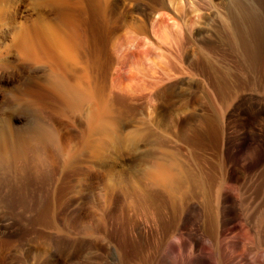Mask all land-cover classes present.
Listing matches in <instances>:
<instances>
[{
    "label": "rangeland",
    "instance_id": "1",
    "mask_svg": "<svg viewBox=\"0 0 264 264\" xmlns=\"http://www.w3.org/2000/svg\"><path fill=\"white\" fill-rule=\"evenodd\" d=\"M42 1L40 0L41 3ZM78 1L70 0L68 3L70 10H68L82 14L87 21L84 27L85 31L80 30L81 37L85 36L86 41L85 46H82L85 41L79 46V55L85 54L84 58L82 56L80 59L84 61L87 55L92 57L95 49L101 47V43L105 42V44L103 43L105 46L108 39L110 40L105 49H109L108 52L113 58L106 64L107 70L109 69L105 73L106 80L104 74H100L99 79L102 83L110 80L105 83L106 89H108L106 93H110L117 99L120 98L119 96L122 97V94L126 96L131 94L148 95L149 92L146 90L151 88L149 84L153 82V78L156 80V76L160 81H155L157 82L155 85L158 86L153 88V95L162 91L166 93L165 88L173 85L172 91L167 92L168 94L171 92L169 96L162 92L158 98L153 100L147 97L134 103L140 105L138 106L141 109L139 111H141L140 114L142 113L140 115L142 120L155 123L161 142L166 138L167 141H163V144L167 142L166 145L168 143L170 145L171 142L170 148L172 147L181 166L186 170L189 169L195 176H200V180L214 181L211 186L213 192H210L213 198L209 196L211 198H209L210 205L207 206L206 196L200 187L197 189L198 186L194 182L190 183L195 184L196 189L192 188L193 185L190 187L191 184L187 185L186 187L189 188L185 187L177 196L176 199H179L175 201V206H173L175 209L167 203L164 194L157 190L158 193L148 191V193L154 192L156 195L153 196L154 194L150 195L149 193L144 199L120 190L112 195L111 191L109 192L108 184L119 183L124 178L129 181L133 179L130 172L133 158L129 155L128 147H124L120 153L114 152L112 149L105 151L101 155L105 161L102 159L99 161L91 154L83 153L80 157L82 164L78 161L80 166L75 164L68 169L64 167L67 166L65 163L67 159L63 158L65 155L53 147L49 152L53 156L52 165L54 166L47 164L49 163L47 161L46 163L45 161L41 162L44 166L41 163V165L38 164L34 169L40 171L38 170L36 173L33 168L26 167L21 162L15 163L10 168L4 166L0 168V264H182L183 259L187 260L190 256L194 259V256H197L196 251L204 246L199 239L200 234L212 241V253L214 254H211L207 264L210 262V264H229L234 258H237V263L242 262L241 264H252L253 260L257 264H260L259 262L262 260L261 264H264V259H262L264 258V253H262L264 252V243L258 241V238L262 242L264 241V224L262 228L258 220L259 213L264 212V45L257 41L258 32H263V29L261 30L259 27L260 24L264 28V0H239L245 8L247 6L246 9H251L246 11L243 4L241 5L239 2L245 10L243 13L242 9L241 13L239 12L240 6L237 0H235L236 5L234 0H169L171 3L167 0L171 8H176L178 13L176 16L170 8H161L158 0H151L159 6V11L154 15L151 14L152 17L147 16V12L142 11L143 8L140 9L142 5L144 7L145 4L150 3V0H148L149 2L147 0H81L84 5L88 4V7L91 5L90 9L93 7L92 10L98 16L92 11L81 13ZM36 2L38 0L0 1L2 6L4 4L6 6L0 15V35L2 36H0V43L3 46L11 43L10 30L29 24L37 17V13L40 11L37 5L40 7L41 3L36 5L38 11L35 8ZM92 4L97 6L94 7ZM237 6L238 11L235 8ZM231 12L237 15V19L234 18L236 21L232 17L235 15ZM245 12H249V14L246 13V15ZM104 14L105 18H103ZM13 16L15 17L13 18ZM242 16L243 18H241ZM252 16L254 18L258 16L259 20L257 18L254 20ZM238 19H241L240 23L243 21L244 24L243 22L240 24ZM249 20L253 22L251 24H254V28L260 31L256 32L254 29L255 32L252 34V25ZM95 21H99L101 24ZM116 21L117 23H115ZM119 21L123 23H119ZM232 21H235L236 24H233ZM106 22L107 24H105ZM256 22H259L257 26ZM238 23L239 28L241 25L242 29L248 31L245 45L241 34H238L240 29L235 30ZM89 24H93L92 31ZM136 24H141L144 31L140 30V32ZM113 26L119 28L116 27L112 30ZM151 26H155L158 35H155L154 41L156 48L153 45L155 43L148 41V36H151L149 33L153 31ZM236 28L238 29V26ZM61 30L70 35L67 26L62 25ZM82 31L84 32L82 33ZM100 32L102 33L100 34ZM89 33L92 36L88 35ZM108 33L110 34L108 35ZM115 33L118 35L115 36ZM151 33L153 34V32ZM83 34L85 35L82 36ZM261 34L264 37V32ZM3 35L6 36V39ZM104 35L110 36V38L107 37L106 41H103V39L105 40ZM91 38L95 40H92L93 42L88 40ZM96 39H100L101 43ZM235 41L237 46H235ZM92 43L97 46L90 45ZM93 46L94 49H92ZM82 47L88 51L85 50L83 53ZM90 48L93 50H91L92 52ZM150 51L152 52L150 53ZM5 55V52H2L0 60ZM88 56L87 58H90ZM203 64L207 67L209 65L211 68L205 67L207 69L205 70ZM42 67L38 68L41 70L40 73L48 71L45 66ZM153 68H155L154 71ZM153 72L157 73L155 77L153 76L156 73L152 74ZM136 74H140V76L138 75L137 78ZM135 75L136 78H134ZM23 81L26 85V88L22 89L23 99L15 103L16 105L11 104L10 97L4 96V93L0 97V102L6 101L7 103L5 107H2L3 109L0 107V122L1 118L6 117L5 114L10 113L11 105L14 109L16 107L17 111H21L18 112L21 113L24 120L26 119L18 124L19 127L24 126L26 121H34L39 117L40 112H36L38 110L35 106L33 107V104L27 101L29 97L35 95L34 90H31L28 75L21 78V82ZM134 89L139 91L133 93L136 92ZM83 114L55 115L57 117H53L52 125L68 139L66 143L72 141L67 144L70 149L74 147L77 150V143L86 144L85 136L89 134L87 133L89 126ZM211 114L216 115L219 130L221 129L218 136L205 133L203 119ZM128 122L126 119L122 120V127H126L124 128L125 132L131 130ZM205 134L208 136H204ZM245 135L262 142L261 161L256 157L254 149L249 146L243 147ZM251 142L253 143V141ZM82 145H79L80 150ZM76 152L73 150L74 155H72L75 156L78 153ZM107 156L109 158H106ZM255 158L257 159L254 160ZM72 167L75 170H71ZM26 168L27 170L31 168V171H27ZM51 169H56V171ZM211 189L210 191H212ZM225 194L226 196L229 194L231 199L237 198V200L235 199L236 208L232 202H227V205L224 203L223 195ZM150 196H153L155 200ZM128 197H132L131 200ZM137 198L140 199L139 203L143 201L145 203L143 202L141 206L137 202ZM211 200L214 202L211 203ZM132 202L134 204L131 207L129 205ZM210 206L217 209V212L215 213L214 209H209ZM223 206H227V209L234 206V211L239 208L242 212L238 215L225 214ZM206 210L210 211H208L209 214L211 210H214L213 213L216 214L215 219L217 220H214L215 223L212 226L210 217H208L210 215ZM241 220H244L243 222L250 232L248 237L241 230ZM160 224L167 227L169 234L174 230L181 231L182 237L184 236L183 240L185 238L188 241L184 240L177 244L176 254L163 252V245L160 244V239H162ZM170 231L172 232L170 233ZM209 231L216 236L213 237ZM164 239L165 237L163 241L166 240ZM192 246L195 249H192ZM218 246L221 247V252ZM259 246H263L261 250ZM79 248L81 250H78ZM69 258H74V260ZM163 258H165V262H161ZM243 258L245 259L243 260ZM243 261L245 262L243 263ZM199 263L206 264V262L190 264Z\"/></svg>",
    "mask_w": 264,
    "mask_h": 264
},
{
    "label": "bare ground",
    "instance_id": "2",
    "mask_svg": "<svg viewBox=\"0 0 264 264\" xmlns=\"http://www.w3.org/2000/svg\"><path fill=\"white\" fill-rule=\"evenodd\" d=\"M158 1H159V5H160L161 8H163V9L170 8V10H173L172 12H173V14H175V16L178 14L176 12V8L174 6H172V7L175 8V9H173V8H171V5H169V3H171L170 1H172V0H170V1L168 0L169 3H167V0H158ZM39 2H40V0H38V2H36L35 6ZM69 2H70V0H43L42 3L40 2L41 4L39 3L40 4V7H39V5H37L38 8L40 9V11L37 9V6L35 7L39 11L37 13V17L34 20H32V22H30L29 24L21 25L20 27H14V29L10 30L11 36L9 34H6L7 36H10V39H11V43L10 44H7V45H4L3 46L0 43V54L2 52H5V54H6L5 57L0 60V97L4 93V96L7 95V96L10 97L9 98V102H11V104H13V105H16L15 103H17L18 101H20V100L23 99L22 98V96H23V94H22L23 87L26 88V85L24 84L25 82L24 81L21 82V78L23 76L26 77L28 75V78H29V81H30L31 90H34L35 95H32V97H29V99L27 101H29L31 104H33V107L35 106V108L38 110L36 112H40V115H39V117L37 116L38 117L37 119H34V121H26V124L24 122L25 125L23 124L24 126H22V127H19L18 124H21L22 121H25L26 119L24 120V118L21 115V113H19L21 111L18 110L19 111L18 112L16 110L17 109L16 107L14 109L12 107V105H11L10 106V113L7 114V115L3 112L6 117L4 116L5 118H3V119L1 118V122H0V153H1L0 154V168H1V166H4L6 168H10L15 163L21 162L26 167H31V168L34 169L41 162L44 163V161H45V163H46V161L49 162L47 164H51L50 166H54V165H52L53 162H54L53 156L49 152L50 149L53 148V147L55 149H58L60 153H62V154L65 155L63 158H66L67 159L65 161V163H66L67 166H64V167H67V169L70 166H73L75 164H79L81 162L80 161V157L82 156L83 153L91 154V156L93 158L99 160V159H102L101 158V155L104 154L105 151H108V150H111L112 149L114 152L120 153L121 150L124 147H128L129 155L133 158V164H132V166L130 168V172H131V174L133 176V179L129 181V180L125 179V178H124V180H122L120 178L122 181L119 182V183H115L114 181H113L114 183L111 182V184H108L107 183L108 184V188H109V192L111 191L110 192L111 194L112 193L114 194V193L118 192V190H120V191H124V192L126 191V193H130V194H132L134 196L141 197V198L144 199L146 196L149 195L150 192L148 193V191H150V190L151 191H156L157 190L158 192L161 191L160 193H163L164 194V196L166 198V201H168L167 203H169L171 205V208H172L173 206H175V201L176 200L178 201L179 198L178 199H176V198L180 194V192L187 185L189 186L191 184L190 187H192V185H193L192 188H195L196 187L195 184H196L198 186L197 189L199 187H200V189H202V193H204V195L206 196V199H205L206 200V205L209 206L210 205L209 204V202H210L209 198L210 197L213 198V196H211L212 194L210 192H213V190L211 189L212 188L211 186H213L212 182H214V181H211L210 180V181H207L206 182L204 179L203 180H200L201 179L200 176H197L196 175L197 176V178H196L195 174L191 173L189 171V169L186 170V168H184L183 166H181L179 164L178 160L175 157L176 154L173 151L172 147L170 148L171 142H170V145H169V143H168V145H166L167 142H166V144H163L162 142L164 140H162V142H161L160 135L157 132V129L155 128V123H153V122H146V121L142 120L140 118V115L142 113L140 114L141 111H139V109H140L139 106L140 105H139L138 102L137 103H138L139 106L138 105H135V103H134L135 101H138V100H141V99H144V98L146 99L147 97L150 98V100H153L154 98H158L161 95V93L164 92V91L157 92L156 95H153L152 94L153 88L156 87V86H158V85H155L157 83L155 81H158L159 80V79L157 80V76H156L157 75V73H156L157 71L152 73V74L156 73L153 76V77L156 76L155 77L156 80H154V78H153V80H152L153 82H151V84H149V86L151 87L150 88L151 90L150 89H147L146 90V91L149 92L148 95L142 94V95L138 96L136 94H131L132 93V89H131V93H130L131 95L126 96V95H123L122 94V97L119 96L120 98L117 99V98H115V96H111L110 93L109 94L106 93V90H108V89H106L107 88V85L105 83L107 81L109 82L110 80H107L105 82L102 79L104 81V83H102V81L99 79V75L100 74H104L105 75V73H107L106 71L109 70V69L107 70V65H106L108 63L107 61H109L111 58H113L112 56H110L111 53L108 52L109 49H107V50L105 49V46L108 45V42L110 40L108 39V41L106 42L107 45L103 46V43L105 44V42L101 43V41H99L102 38L100 36V34L102 32H100V34H98V36H100V39L99 40L96 39V40L99 41L102 44V45L100 44L101 47H97L95 49V52L93 53L94 55L92 54L93 55L92 57H90V56L87 55L90 58H87V56H85L86 59L84 61L81 60L80 57L83 56V58H84V55L85 54L84 55L81 54V56L79 55V53H80V49H79L80 47L79 46H80V44L82 42L85 41V39H84V37H85L84 35L85 34L82 35V36H84L82 38L81 35H80V30H82V29L84 30V27L87 24V21H86V19H84V16H82V14L75 13L76 11L75 12H73V11L70 12L69 11L70 10L69 7H68V3ZM237 2L239 3L240 1L237 0ZM240 3H239V6H240ZM77 4L79 5V7H80V9L82 11L81 13H84V12L89 13L90 11H92L93 13H95V15H97L96 12L94 10H92V9H94L93 7H92V9H90L91 5H90V7H88L89 6L88 4H87L88 6L86 4L84 5V3L81 0H79ZM242 4L243 3H241V5ZM172 5H173V3H172ZM232 5H234V4L232 3ZM235 5H236V1H235ZM4 6H5V4H4ZM4 6H2L0 4V15L4 11ZM92 6H94V5L92 4ZM96 6H94V7H96ZM243 6H244V4H243ZM141 8H143L144 10H142ZM161 8H160V11H161ZM235 8L237 9L238 6L235 7ZM243 8L246 11L250 9V8L249 9H246L247 6H246V8H245V6ZM243 8H242V6H240L239 12L242 9V13H243V11H245ZM140 9L143 12L146 11L147 12V16L148 15L151 16V14L154 15V14H156V12L159 11V6L156 4V2L154 3L153 1L150 0V3L145 4L144 7L142 5V7H140ZM103 11H104V13H106L105 10H103ZM110 11L113 12L112 10H110ZM237 11H238V9H237ZM234 12H235V10H234ZM239 12H236V13H239ZM93 13H92V15H93ZM246 13L247 12H245V14ZM113 14H115V13H113ZM232 14L235 15V13H232ZM247 14H249V12ZM252 14H254V13L252 12ZM246 15H244V16H246ZM100 16H102V15H100ZM111 16H113V15H111ZM235 16H232L233 19L234 18L237 19V15H235ZM248 16L251 19L250 15H248ZM14 17L15 16H13V18ZM257 17L255 16V18H257ZM103 18H105V14H104V17ZM241 18H243V16ZM246 18L249 19L248 17H246ZM252 18H254V16H252ZM255 18H254V20H255ZM117 19L121 20V19H124V18H121V19L120 18H117ZM236 19H234V20L236 21ZM28 20H29V18H28ZM53 20H54V22H52ZM98 20H100V19H98ZM251 20H249L250 21V24L253 21V20L252 21ZM117 21L115 23H117ZM235 21L234 22L232 21L233 24L234 23L236 24ZM240 21H241V19L238 22L240 23ZM98 22H96V23H98ZM120 22L123 23L122 21H119V23ZM239 23L236 25V27L238 26V29L235 27V25H233V26L235 27V30H237V31L240 29L238 31V34H241V37L243 39L242 41H244V45H245L246 44V40L248 39L247 38V34H246L248 31L246 32L245 29H242L243 26H241V25H240V28H239ZM90 24H91V20H90ZM90 24H89V26H90L89 28L91 29V26L94 23L92 25H90ZM100 24H98V25L100 26ZM105 24H107V22ZM243 24H244V22H243ZM255 24L257 26V24H259V22L258 23L256 22ZM62 25H65V26H67V28H69L70 35L65 34L61 30V26ZM113 25H114V22H113ZM253 25H252V34H253V32H255L254 31V29H255L254 27L255 26H253ZM107 26L109 28V25H107ZM119 26H121V25L119 24ZM262 26L263 25L260 24L259 27H260L261 30L263 29V32H264V28ZM87 27H88V25H87ZM116 27L117 26H115V27L113 26V29L112 30H114V28H116ZM136 27H137V29H139V31L140 30L144 31V27L141 24H136ZM145 27H147V26L145 25ZM151 27L153 29L152 28H150V29L148 28V29L149 30L152 29L153 31H151V32H153V34L147 29L150 32L149 34H151V36L150 35L148 36L149 39L147 37L146 38L148 39V41H150L152 43H155L154 41H155V37H156L155 35H157V33H156L157 31L155 30V26H151ZM102 28H103V26H102ZM117 28H119V27H117ZM85 29H88V28H85ZM106 30H107V28H106ZM116 30L118 31V29H116ZM147 30H145V31H147ZM84 31H82V33ZM91 31H92V29H91ZM257 31H260V30H256V32ZM106 32H109V31H106ZM263 32H260V33L258 32V34L260 36L257 35V34L256 35L258 36L257 37L258 43L260 42L259 44H263L264 45V37H263V34H261ZM90 33L88 35H91ZM110 33H108V35ZM116 33H115V36L118 35ZM118 33H119V31H118ZM105 34H107V33H105ZM113 35H114V33H113ZM4 37L6 39V36H4ZM95 37H96V35H95ZM107 37L110 38V36H107ZM107 37L105 36V40L103 39V41H106V38ZM93 38L88 39V40H91V41L93 40L94 41L95 39H93ZM5 39H3V40H5ZM234 39H236V38H234ZM116 40H118V39H116ZM236 41H235V46L238 45ZM95 43H97V42H95ZM95 43L94 44L92 43L90 45L97 46V44H95ZM85 44H86V41H85V43L82 46H85ZM149 45L151 46V43ZM153 45L155 47L156 43L153 44ZM243 47H245V46H243ZM84 48L85 47H82L83 53L86 50V49L84 50ZM87 49H88V47H87ZM92 49H94V46L92 47ZM92 49L90 48V51ZM86 51H88V50H86ZM151 52L152 51H150V53ZM81 53H82V51H81ZM140 62H138V63H140ZM110 63L112 64V62H110ZM205 64H203V68L204 69H205V67L206 68L209 67V65H208L209 63L207 64L208 67ZM124 65H125V63H124ZM42 66H45L46 69H48V71L47 72L40 73L41 70H39L38 68L39 67H42ZM109 68H111V67H109ZM209 68H211V67H209ZM154 69L155 68H153L152 70L154 71ZM205 70H207V69H205ZM1 72H2V75H1ZM140 74H138V75L140 76ZM213 74L214 73H212V75ZM131 75H134V74H131ZM136 75H135L134 78H136ZM138 75H137V78H138ZM213 76H215V75H213ZM109 78H111V77H109ZM105 80H106V75H105ZM12 85H14V86H12ZM172 86L170 85V86L166 87L165 88L166 89L165 91H167V92L170 91L172 89ZM128 87H130V86H128ZM138 87H137V89H138ZM119 88H122V87H119ZM115 89H118V88H115ZM134 90L136 92H133V93H137V91H139V90H136V89H134ZM123 93H124V91H123ZM36 94H38V95H36ZM166 95L167 96L171 95V92H170V94L167 93ZM151 103H152V101H151ZM6 104H7L6 101H1L0 102L1 109H3L2 107H5ZM147 105H148V103H147ZM33 107H32V109H35ZM155 107H156V105H155ZM155 107H154V109H155ZM155 110H153V111H155ZM210 111H212V110H210ZM77 113L78 114L79 113H84L83 114L84 115V118L86 120V123L89 126V129L87 130V133H89L90 135L87 134V136H85V138L87 139L86 144L83 142L85 146L82 145V144L77 143L78 144L77 145L78 146V149H79V145H82V147L84 146L83 149L80 146L81 147V150L80 149L79 150L78 149L75 150L74 147H71L70 146L71 149L74 148V149L71 150L68 147L67 144H70V142L72 143V141H70L69 143H66V142H68V139H66L65 136L63 134H61V132L59 130H57L52 125L53 124L52 120H53V117L54 118L57 117L55 115H73V114H77ZM124 119H126V120L129 121L128 123H129V125L131 127L130 132H125L124 128H126V127H124V128L122 127L123 126L122 125V120L124 121ZM203 124L205 126L204 129L206 131L205 132L206 134H208V135L209 134L210 135L216 134V136H218L217 134H220V132H221L220 130L221 129L219 130V127H218L219 124H218V120H217V117H216L215 114L207 115L203 119ZM206 134L204 136H208ZM198 135H199V133H198ZM255 139L253 140V139H251L250 136L245 135L243 137V147L249 146V147H251V149H254L255 152H256V157L259 159V161H261L260 160L261 157H262L261 150L263 148L262 142L259 139H256V140ZM195 140H196V138H195ZM76 141H77V139H76ZM165 141H167V138L165 139ZM251 141H253V143ZM251 145H254V146H251ZM143 148H145V149H143ZM73 150H74V152H76V151L78 152V153L76 152L77 154L75 156H73L74 155ZM106 158H109V157L107 156ZM257 158H255L254 160H256ZM63 160H65V159H63ZM92 160H94V159H92ZM78 161H80V162H78ZM103 161H105V160H103ZM90 162H91V160H90ZM55 163H56V161H55ZM256 163H258V162H256ZM81 164H82V162H81ZM252 165H253V163H252ZM18 166H20V165H18ZM79 166H80V164H79ZM31 168H29L28 170H30ZM70 169L73 170L74 168L72 167ZM26 170H27V168H26ZM38 170L39 169L35 170L34 172L36 173V171H38ZM51 170H54V169H51ZM57 170H59V169H57ZM54 171H56V169ZM129 178H131V177H129ZM198 178H199V180H198ZM112 179H114V178H112ZM190 182H194L195 184L190 183ZM186 188L188 189L189 187H186ZM209 188L212 191H210ZM152 194H154V192L153 193H150V195H152ZM163 194H162V196H163ZM226 194L223 195V201H224V203L226 204L227 202H232V203H234V206L236 208V205L237 204L235 205V203H236L235 199L237 200V198H235V199L232 198L231 199L229 197V194H228V196H226ZM155 195H156V193L153 196H155ZM221 196H222V194H221ZM128 198H130V200H131L132 197H128ZM138 200H140V199L137 198V202H138ZM153 200H155V198ZM133 201L135 202V200H133ZM134 202L130 203L131 205H129V206L132 207V205L134 204ZM143 202H140V203L138 202V203L142 206L143 205ZM212 202H214V201L211 200V203ZM224 203H223V205H224ZM211 206H212V204H211ZM211 206L208 207V208L210 209ZM234 206L231 207L230 209H227L226 208L227 206H225V207L223 206L224 207V209H223L224 210V213L225 214H231V215H238V214H240L242 212V210H240L237 207L238 210L237 211H234V209H233ZM206 207H204V208H206ZM213 207H214V205H213ZM211 209H214V208H211ZM214 210H215V213H216L217 212L216 211L217 209H214ZM214 210H211V213L210 214L208 213L209 210L208 211L206 210L207 213L210 215L208 217L211 218V219L209 218L210 223H211V226H212V224L215 223L214 220H217V219H215L216 214L213 213ZM172 211L174 212V210H172ZM175 214H177V213H175ZM259 214H258L259 215L258 220H259V223H261L260 226L262 227V225L264 224V212L259 213ZM218 215H217V217H218ZM161 216H160V218H161ZM242 216H243V214H242ZM228 217L230 219V216H228ZM233 218H235V217L233 216ZM241 219H243V218H241ZM246 220H248V219H246ZM246 220H245V222H246ZM243 221L242 220L240 221V227H241V230L244 233H246V236L248 237V236H250V232H249V230L247 228V225ZM230 224H232V223H230ZM160 226H161L160 227V230H161V236H162V239H160L161 240L160 244L163 245V249H164L163 252H165V253L171 252V253H175L176 254L177 244L178 243H181V242H184V240H186V239L184 238V240H183V237L184 236L182 237V235L180 233L181 231L179 232V231H175L174 230V232L170 231V233L171 232L172 233L169 234L168 233V230H167V227L165 228V225L163 226V225L160 224ZM173 226H175V225L173 224ZM219 228H220V226H219ZM226 228H227V226H226ZM209 229L211 230L212 228H209ZM263 232H264V230H263ZM206 233H207V231H206ZM210 233H211V235L213 234V232H210ZM212 236L215 237L216 234H215V236L214 235H212ZM164 237L166 239V240L164 239L165 241H163V238ZM199 239L204 244V246L202 247V249H200L201 248L200 247L199 250L196 251L197 252L196 253L197 256H194L195 257L194 259H192L191 256L188 257L187 260H184L183 259V262L184 263L181 262L182 264H190L192 262H195V263L196 262H206V264H207V261H209V259L211 257V254H214V253H212L213 247H212V241H211V239L210 238H206V237H204L201 234H200ZM258 239H259L258 241L260 243H262V244L264 243V241L262 242V240L260 238H258ZM186 242H188V241L186 240ZM67 244H68V242H67ZM74 244H75V242H74ZM80 244L83 245L82 243H80ZM80 244H79V246H80ZM192 245L194 246V244H192ZM193 246H192V249H195ZM219 246H218V248H219ZM66 247H67V245L65 246V248ZM76 247H78V246H76ZM262 247L259 246V249L261 250ZM80 248H82V247L80 246ZM80 248L78 250H81ZM185 248H187V247L185 246ZM220 248H219V251H220ZM60 250L62 251V249H60ZM188 250H189V247H188ZM73 251H74V249H73ZM75 253H76V251H75ZM189 253H190V251H189ZM191 253H192V251H191ZM262 253H264V252H262ZM60 255H62V254H60ZM165 256H166V254H165ZM161 257H163V256H161ZM169 257H170V255H169ZM59 258H58V260H59ZM74 258H71V259L74 260ZM244 259L245 258H243V260ZM262 259H264V258H262ZM161 262H165V258H163ZM244 262L245 261H243V263ZM255 262L256 261L253 260L252 261V264H255ZM261 262H262V260H261ZM261 262H259V263L261 264ZM241 263L242 262L237 263V258L236 259L234 258L233 261L231 260L229 262V264H241ZM161 264H163V263H161ZM256 264H257V262H256Z\"/></svg>",
    "mask_w": 264,
    "mask_h": 264
}]
</instances>
